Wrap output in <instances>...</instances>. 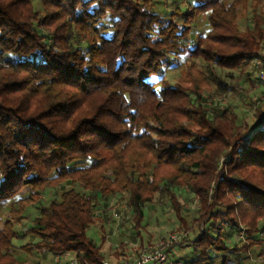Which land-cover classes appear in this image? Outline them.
<instances>
[{"label":"trees","instance_id":"trees-1","mask_svg":"<svg viewBox=\"0 0 264 264\" xmlns=\"http://www.w3.org/2000/svg\"><path fill=\"white\" fill-rule=\"evenodd\" d=\"M251 1L261 0H188L165 14L154 0H39L40 14L33 0H0V264H20L18 247L104 264L86 234L103 199L127 192L134 229L154 197L181 223L182 187L199 199L182 264H226L242 231L240 249L264 252V10L244 30L236 22ZM201 13L209 28L191 40ZM239 85L247 119L207 106L204 92ZM30 208L32 240L15 247Z\"/></svg>","mask_w":264,"mask_h":264},{"label":"rangeland","instance_id":"rangeland-1","mask_svg":"<svg viewBox=\"0 0 264 264\" xmlns=\"http://www.w3.org/2000/svg\"><path fill=\"white\" fill-rule=\"evenodd\" d=\"M154 1L156 5L153 10L157 11V9H159L165 14H168L167 12L175 3H178L183 10H186L188 6V0ZM33 3L35 9L42 14L43 12L39 0H33ZM262 9L264 10V0L259 2L251 1L239 5L237 7L238 16L236 20L239 28L241 30L248 28L251 25L253 12L260 13V10ZM208 28L209 27L205 21V14H199L195 21V27L193 28L194 36L191 40H194L197 35H204ZM187 60V56H179L174 65L168 68L165 74V79L170 84L175 83L180 77L183 78L185 63ZM195 61L198 64L201 63L200 58L195 59ZM254 63H259V59L256 58ZM258 77L259 80H263L264 72L261 71ZM155 79V77L150 78V80ZM253 87L256 94V98L254 97V99H257L259 96L261 97L259 92L260 87L256 84V81L254 82ZM242 92L241 85H239L233 93L228 94L226 97L210 95L207 92L203 93V97L206 98L207 106H209L210 109L216 106L219 110H228L229 112L236 114L237 121L241 122L249 117L253 109V107L247 106L249 101L245 102L244 99H242V97H244ZM255 103L256 105L260 104V101L257 99ZM224 158L225 157L221 155L218 162V168L222 165ZM240 173L247 174L252 179H259L256 172L246 170ZM69 187H71V184L65 182L57 188H46L43 197L48 199L53 196H58L62 190ZM73 187L81 190L79 185H74ZM177 195L180 214L183 217L181 223L178 221L168 200L158 201L154 197L152 202L146 203L144 206V217L141 221V225H139L137 229L132 228L129 223L131 212L127 205L129 195L127 192H123L108 196L101 201V204L95 210V214H97L95 222L86 231V234L98 246L100 253L103 255V260L107 263L132 260L143 250L156 246L157 243L167 240L172 235L177 236L179 237L178 243H174L167 249L169 252V258L165 264H182L183 259L191 257L184 258V255L188 253V249L185 248V246L182 247V236L187 233L186 230L191 225L193 219L197 216L196 208L198 207L199 199L188 187L179 188ZM42 203H45L44 200ZM7 210L8 206L6 205L0 207L2 218H6ZM112 212L118 213L119 217H112ZM25 214V219L16 225V228L23 234V236L13 239L12 244L15 247L32 240L27 230L37 212L34 208H30ZM242 233L236 232L235 238L238 239L236 245L237 250L226 255L228 258L226 264H264V252L255 256L251 249L247 252L240 249L241 241L239 240H243ZM262 235L264 236V233ZM16 252L17 260L20 264H61L53 261V255L51 253H44L35 248H33L31 252H26L18 247ZM191 255L193 258L196 257L195 253H192ZM213 264H219V259H215Z\"/></svg>","mask_w":264,"mask_h":264},{"label":"built area","instance_id":"built-area-1","mask_svg":"<svg viewBox=\"0 0 264 264\" xmlns=\"http://www.w3.org/2000/svg\"><path fill=\"white\" fill-rule=\"evenodd\" d=\"M111 214L114 218L119 217L118 213L116 212H112ZM178 241L179 237L172 235L167 240L157 243L156 246L143 250L132 260H124L116 263H107L106 261L103 262L104 264H165L169 258V252L167 250L168 247L172 246L174 243H178ZM53 261L61 264H77L76 256L71 252L53 255Z\"/></svg>","mask_w":264,"mask_h":264}]
</instances>
